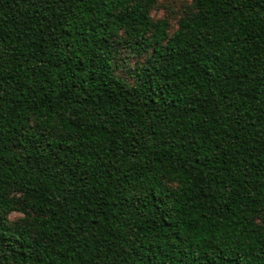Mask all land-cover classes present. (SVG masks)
Returning a JSON list of instances; mask_svg holds the SVG:
<instances>
[{
    "label": "trees",
    "instance_id": "trees-1",
    "mask_svg": "<svg viewBox=\"0 0 264 264\" xmlns=\"http://www.w3.org/2000/svg\"><path fill=\"white\" fill-rule=\"evenodd\" d=\"M157 4L0 0V264H264V0Z\"/></svg>",
    "mask_w": 264,
    "mask_h": 264
},
{
    "label": "rangeland",
    "instance_id": "rangeland-1",
    "mask_svg": "<svg viewBox=\"0 0 264 264\" xmlns=\"http://www.w3.org/2000/svg\"><path fill=\"white\" fill-rule=\"evenodd\" d=\"M190 0H158L157 6L153 10V15L156 17H162L167 15L170 19L173 25L176 23V18L178 15H180L182 12L184 13L186 8V5ZM126 52L122 51V56H125ZM139 60V57L137 56H128L126 58L125 65L122 70H120V73L124 74L126 73V68L128 66H133L135 62ZM10 218L14 219L18 216H20L19 212H11Z\"/></svg>",
    "mask_w": 264,
    "mask_h": 264
}]
</instances>
